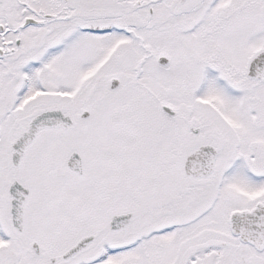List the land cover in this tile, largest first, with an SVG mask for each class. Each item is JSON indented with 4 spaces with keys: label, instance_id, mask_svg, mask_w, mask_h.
I'll list each match as a JSON object with an SVG mask.
<instances>
[{
    "label": "snow or ice",
    "instance_id": "1",
    "mask_svg": "<svg viewBox=\"0 0 264 264\" xmlns=\"http://www.w3.org/2000/svg\"><path fill=\"white\" fill-rule=\"evenodd\" d=\"M0 264H264V0H0Z\"/></svg>",
    "mask_w": 264,
    "mask_h": 264
}]
</instances>
